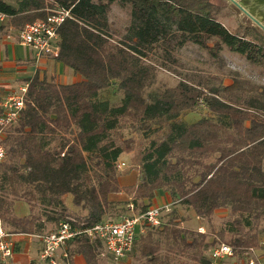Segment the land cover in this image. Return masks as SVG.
<instances>
[{
	"label": "trees",
	"instance_id": "trees-1",
	"mask_svg": "<svg viewBox=\"0 0 264 264\" xmlns=\"http://www.w3.org/2000/svg\"><path fill=\"white\" fill-rule=\"evenodd\" d=\"M114 6L127 11L122 30L110 21ZM54 8L70 13L58 28L54 60L80 79L62 83L55 72L36 69L24 81L25 106L16 122L2 127L0 138L6 150L0 216L7 231H55L69 220L66 194L85 211L76 221L87 227L123 202L128 211L143 212L164 190L172 205L198 218L210 219L220 208L229 215L210 240L183 226L188 218L174 208L160 226L136 234L129 253L134 264H211L206 251L221 242L239 257L260 249L264 83L228 69L223 48L264 76V33L256 26L230 30L212 0H0V11L8 15L0 31L45 19ZM187 45L206 51L229 82L187 74L174 86L146 93L159 68L179 65L175 53ZM113 83L122 94L117 104L99 98ZM200 106L209 114L193 122L182 119ZM125 123L142 139L125 137L120 131ZM129 153L131 165L124 172L137 169V180L122 184L118 159ZM119 193L128 199H114ZM20 198L29 205L25 215L14 212ZM38 205L43 207L36 211ZM71 245V255L100 264V241L81 236Z\"/></svg>",
	"mask_w": 264,
	"mask_h": 264
},
{
	"label": "rangeland",
	"instance_id": "rangeland-1",
	"mask_svg": "<svg viewBox=\"0 0 264 264\" xmlns=\"http://www.w3.org/2000/svg\"><path fill=\"white\" fill-rule=\"evenodd\" d=\"M8 3L15 4L17 0H4ZM215 4L219 5L220 8V20L232 31L239 30L242 31L244 27L246 26H256L258 27L263 33L264 29L261 28L258 24H256L251 18H249L243 11L238 9L234 4H232L229 0H212ZM54 9H51L50 13L54 12ZM110 21L112 22V25L114 28H117L118 30H122L123 26L127 23V11L124 9L119 8L118 6H114L111 14H110ZM5 34V38L9 39L11 43H16L18 41V31L11 30V31H3ZM251 34V31L248 33V35ZM251 36V35H250ZM28 50L24 46H20L19 44H16V52L20 55H24L25 51ZM223 54L226 59V67L228 69L232 70H238L240 71L244 76H247L254 81L264 83V76H261L259 74L258 69L254 68L252 65H250L248 62L245 61L242 57H240L238 54L230 52L227 48H223ZM179 65L172 66L170 64V68L164 69L159 68L156 73V80L155 83L146 89V93L150 91L155 90H161L167 87L174 86L180 78L183 76L189 74V75H202V76H218L222 77L223 81L225 83H228L229 80L226 76H223L224 74L219 72L216 68V66L209 60V56L206 51L198 49L197 47L193 45H187L175 53ZM3 57V54H2ZM52 58V57H51ZM19 62H17L18 64ZM39 67L44 68L48 73L56 72V64L54 61L49 60L48 62H40L38 64ZM70 69L69 67H67ZM60 70V69H59ZM61 72V73H60ZM58 73L59 76H57V80L62 83H70L72 80V72L70 69V72L68 74L62 73L60 70ZM64 72V71H63ZM61 74V75H60ZM19 83L14 88H11L13 90H16L18 88L21 82L24 81V79L17 80ZM11 90V91H13ZM10 91V92H11ZM122 94L117 89V84L113 83L111 87L104 89L100 91L99 98L100 99H108L111 103L117 104L119 102V99L121 98ZM1 103V100H0ZM208 111L204 106L197 107L194 111H187L182 115V119L186 122H193L199 119L202 116L208 115ZM120 131L124 134L125 137H132L135 139V141L141 140L142 136L139 132L135 131V129L131 126L130 123H125V125L120 129ZM125 155V154H124ZM123 154L118 159V170L121 172L122 175H125L128 172H124L128 167L131 165V157L132 153L127 154L126 158H124ZM124 158V159H123ZM121 162H124V165H121ZM131 171L135 172L134 180H137V169H132ZM130 182H133V178L131 177V180L128 179ZM62 200L66 206V211L69 215V219L76 220L77 217H81L85 214V211L81 209L80 207H76L72 202V195L66 194L62 196ZM43 207V205H38L35 207V210L38 211L39 208ZM176 209L183 215V217L188 218L185 219L182 222V225L197 231H202L204 233L208 234V239H212L214 237V232L218 230L224 223V221L227 219L229 212L226 208L220 209L217 212H215L210 219L208 218H198L194 215V213L190 210H185L181 206H174V205H168L166 207L162 208V216L161 219L163 222H165L169 218V213ZM14 212L17 215H25L29 212V205L28 203L23 199H17L14 203ZM130 214V211L126 209L125 203L123 202L120 206H115L113 208L112 213L107 217V219H117L122 215H128ZM196 217L194 218L192 223H189L190 217ZM53 227V225L47 226V231L50 230ZM56 227V226H55ZM54 227V229H55ZM199 227H203L199 230ZM262 227V228H261ZM260 228L262 229L260 231V241L262 243V247L260 249H257L254 252H250L249 254L237 256L232 255L230 257H227L223 260L214 261L210 258L209 250L206 251V255L211 259L212 264L215 262V264H244L246 259L249 257H255L257 254L264 255V222L262 221L260 224ZM53 229V230H54ZM136 233H138V227L136 229ZM103 249V247H102ZM104 252V249L103 251ZM256 255V256H255ZM100 264H134L137 263V260L132 256V254H129L127 257H125L122 260H114L110 255H107L105 252L104 254L100 255L99 258Z\"/></svg>",
	"mask_w": 264,
	"mask_h": 264
},
{
	"label": "built area",
	"instance_id": "built-area-1",
	"mask_svg": "<svg viewBox=\"0 0 264 264\" xmlns=\"http://www.w3.org/2000/svg\"><path fill=\"white\" fill-rule=\"evenodd\" d=\"M67 17H70L69 10L57 8L45 19L25 23L18 30L19 43L31 48L37 58L57 57L59 54L58 28ZM7 19L8 15L0 11V24L5 23ZM26 90L27 83H23L16 90L9 92L0 103V138L2 127L13 124L20 116L25 106ZM5 156V147L0 142V162ZM129 207L132 211L133 205L130 204ZM162 208L150 205L143 212H131L117 219H104L87 227L81 226L74 219L63 221L55 231L31 235L41 243L37 262L38 264H74L73 256L67 246L81 236L100 241L107 255L114 260H122L132 250L137 227L143 232L145 226L158 227L161 225ZM18 234L22 233L8 232L0 216V261L6 262L13 257V237ZM209 255L214 261L223 260L233 255V249L229 244L221 242L210 248ZM245 264L264 263L255 257H249Z\"/></svg>",
	"mask_w": 264,
	"mask_h": 264
},
{
	"label": "crops",
	"instance_id": "crops-1",
	"mask_svg": "<svg viewBox=\"0 0 264 264\" xmlns=\"http://www.w3.org/2000/svg\"><path fill=\"white\" fill-rule=\"evenodd\" d=\"M6 22L0 25H4L6 24ZM11 30L18 31V29L14 27H9L8 29H3L0 31V100L1 102L5 98V96L11 90H13L11 88H14V86L17 87L19 83L17 80L24 79L25 81L26 78L32 76V74L36 71V69L45 70L44 68H41L38 66L40 62H48L49 60L54 61V63L56 64V68H57L55 72L57 76H59L58 73L60 72V70L62 71V73H66V74L70 72V69H68L67 66H64L60 62H56L54 58H51L49 56H43V57L37 58L35 52L29 47H26L28 50L25 51L24 55L18 54L16 52V44H19L20 46H23V45H21L19 42L11 43L9 39L5 38V34H3L4 33L3 31H11ZM2 54H3V57H2ZM17 62L19 63L17 64ZM72 76L73 78L70 81V83L80 79V76L74 74L73 72H72ZM24 81L21 82L20 84L25 83ZM124 156H125L124 158H126L127 154H125ZM121 163H124V162H121ZM134 175H135V172L130 171L120 177V182L122 184L135 183L136 179L134 180L135 178ZM131 177L133 178V182H130L128 180V179L131 180ZM114 199H117L120 201H126L128 197L122 193H119ZM151 205L160 206V207H166L168 205H172V201H171V198L168 192L164 190L158 191L156 195L153 197V199L151 200ZM220 209H223V208H220ZM220 209H217L215 212H217ZM194 218L196 217L194 216L190 217L188 222L192 223ZM199 228H203V227H199ZM138 233H141V230L139 227H138ZM13 241H14V244H13L14 245V255L12 258L7 260L6 262H3V264H38L37 255H38L41 243L36 238H33L30 234L22 233V234L15 235L13 237ZM71 244L72 242L68 244L67 246L68 249L72 246ZM256 250L257 249L252 250V252ZM259 254H257V256L255 255L256 258L260 260L262 263H264V255H259ZM72 256H73L74 264H85L81 255L73 254ZM213 263L215 264V262Z\"/></svg>",
	"mask_w": 264,
	"mask_h": 264
},
{
	"label": "water",
	"instance_id": "water-1",
	"mask_svg": "<svg viewBox=\"0 0 264 264\" xmlns=\"http://www.w3.org/2000/svg\"><path fill=\"white\" fill-rule=\"evenodd\" d=\"M264 29V0H230Z\"/></svg>",
	"mask_w": 264,
	"mask_h": 264
},
{
	"label": "flooded vegetation",
	"instance_id": "flooded-vegetation-1",
	"mask_svg": "<svg viewBox=\"0 0 264 264\" xmlns=\"http://www.w3.org/2000/svg\"><path fill=\"white\" fill-rule=\"evenodd\" d=\"M230 1V0H229ZM232 3V2H231ZM232 4H234V3H232ZM235 5V4H234ZM236 6V5H235ZM237 7V6H236ZM238 8V7H237ZM238 9H240V8H238ZM241 10V9H240ZM242 11V10H241ZM245 13V12H244ZM246 14V13H245ZM247 15V14H246ZM248 16V15H247ZM249 17V16H248ZM250 18V17H249Z\"/></svg>",
	"mask_w": 264,
	"mask_h": 264
}]
</instances>
